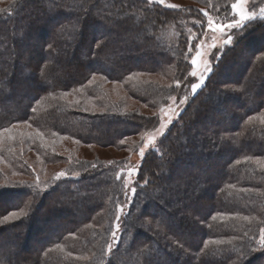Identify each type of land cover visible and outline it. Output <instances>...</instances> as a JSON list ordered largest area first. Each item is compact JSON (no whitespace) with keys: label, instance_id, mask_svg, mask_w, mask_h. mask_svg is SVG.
I'll return each mask as SVG.
<instances>
[{"label":"trees","instance_id":"trees-1","mask_svg":"<svg viewBox=\"0 0 264 264\" xmlns=\"http://www.w3.org/2000/svg\"><path fill=\"white\" fill-rule=\"evenodd\" d=\"M188 1L206 11L147 0H13L0 17V132L31 131L1 150L0 184L48 165L80 175L45 192L0 191V219L24 208L20 221L0 228V243L21 232L12 236L21 247L0 264H264V247L252 251L264 229V48L242 62V51L264 41V19L239 29L143 156L132 197L117 189L111 167L77 157L81 147L126 149L157 127L163 95L190 80L205 20L225 17L230 3ZM93 77L104 80L88 84ZM104 83H120L123 94ZM116 199L128 210L115 247ZM34 238L39 245L23 252Z\"/></svg>","mask_w":264,"mask_h":264},{"label":"rangeland","instance_id":"rangeland-1","mask_svg":"<svg viewBox=\"0 0 264 264\" xmlns=\"http://www.w3.org/2000/svg\"><path fill=\"white\" fill-rule=\"evenodd\" d=\"M13 0H0V17H2L3 14H10V7ZM149 3H157L161 6L172 8V9H184V8H194L202 13L206 11V7H203V3L198 4L197 1H188V0H165V3L161 4L158 2V0H147ZM237 3V0H230V3L228 5V11L226 13V16H220L218 18L215 17H209L205 20L204 26H205V34L202 37L200 42H197L195 44V48L193 49L192 58L196 56L197 48L203 53L201 57L198 58L197 65H195L197 69V77H192L190 75L189 82L184 86L177 85L179 88L178 94L174 95H166L164 94L167 99H169V103L165 106L160 107L157 110V127L152 132L139 135L137 137L130 138L125 143L126 149L123 150H114L111 148H97V147H81L79 148V152H77V157L82 158L86 161H92L94 163V167L99 165L105 166V167H111L113 170V175L115 176L118 184L122 189V192H125V196L128 198L132 197L135 194V191L133 192V189H135V183H136V177L137 172L141 166V162L143 157L141 156L140 152L141 149L144 150V155L149 151L158 148L157 144L160 142V140L167 134L169 128L178 120L180 114L184 111V109L187 107L189 102L192 100L193 96L203 88V86L206 84L207 78L209 77L211 72H205V62L213 68V65L216 63V60L220 53L225 50L226 48L230 47L235 38H237L239 34V29L242 28L245 23H247L249 20L252 19H264V12H262V9H264V0H244V3L241 5V8L243 12L252 17L251 19L244 20L239 26L235 28L227 27V25L232 24L234 21L240 19V14L238 10H234L232 8V5ZM167 5H177L178 7H168ZM211 20L212 26L209 25V21ZM191 23H197L196 21H190ZM182 23L180 27H183L185 30V33L188 34L191 38L196 37V33L189 27V23ZM180 25V24H179ZM214 26H221L223 27V31H213ZM172 28L166 29L165 34L171 36V32L173 30ZM237 30V31H236ZM236 31V32H235ZM232 37V43L225 44L224 42L228 39V37ZM43 38L41 36L38 39ZM260 44H258V48L256 46H253L251 49L248 47V51H242V62L245 64L248 62V58L250 53H254L253 51L255 48L256 50L259 48H264V41L261 39L262 37L258 36ZM191 40V39H190ZM255 47V48H254ZM192 60V59H191ZM191 62V61H190ZM192 70L193 65L191 63ZM191 70V72H192ZM201 73H204V83L201 85L200 88H198L195 93L192 91L191 85L193 83H198V77ZM191 74V73H190ZM229 78V77H228ZM103 81L104 79L95 77V80L93 78L90 80L88 84H91L92 82L99 80ZM106 82V81H105ZM101 88L103 90H109L111 92H117L121 95L123 94V91L121 89L120 83H104L101 84ZM112 94V93H111ZM169 97V98H168ZM174 98V99H173ZM147 112V110H145ZM161 123H164L166 127L162 130H160ZM25 128V129H24ZM31 131L29 130L28 126L26 125H13L9 127L8 131H1L0 132V153L3 149L4 145H7L8 147L16 146L19 142H26L28 141L29 133ZM143 155V156H144ZM110 165V166H109ZM262 166H264V163H262ZM41 170H44V172H38L39 170H34L36 175L34 174L33 177L28 176H19V177H11L13 179V184H0V191L2 189H11V188H19V189H28L31 190L30 192L40 193L50 190L52 187H54L60 180H70V179H77L80 177V175L77 173V171L67 172L64 171V169H61V165H48L44 166ZM51 175L55 178V180L44 181L43 179L48 177V175ZM58 173H64L63 176H60L58 179L57 174ZM14 176V175H13ZM119 177V178H118ZM38 178V179H37ZM15 180V181H14ZM15 182V183H14ZM48 182V184H47ZM40 191V192H39ZM115 202L113 205H110L109 211L112 212L115 209L114 214V220L115 225L113 227V234H112V245L116 247L118 244L120 238V224H122V219L127 214L128 205L125 204V201L121 202ZM130 203V201H129ZM128 203V204H129ZM24 209V208H23ZM23 209H21L17 213L16 218H11V213L7 214L5 217H9V219L5 220L3 217L0 219V228L4 224H13L15 222L20 221V217L23 214ZM24 224V223H23ZM119 225V227H117ZM23 228L20 227L19 229ZM21 232L15 231L7 233V237L9 238L7 242L4 240L0 243V256L3 255L5 252H8L12 247L11 251H17L18 248L21 247L20 243H17L13 239V235L20 234ZM23 235H21V238ZM260 234L255 238L254 240V246L252 251L259 252L264 246L260 243ZM23 241V240H22ZM31 242V243H30ZM29 242V249L22 250L23 252L30 253L31 251H34L36 246H38V240L34 238V240H30Z\"/></svg>","mask_w":264,"mask_h":264},{"label":"snow or ice","instance_id":"snow-or-ice-1","mask_svg":"<svg viewBox=\"0 0 264 264\" xmlns=\"http://www.w3.org/2000/svg\"><path fill=\"white\" fill-rule=\"evenodd\" d=\"M158 2L161 3V4H163V3H165V0H158ZM243 3H244V0H237V3H235V4L232 5V8L234 10H238L239 11L240 19L234 21L230 25H227V27L235 28V27L239 26L244 20H247V19H251L252 18V17L246 15L243 12V10L241 8V5ZM167 6L168 7H173V8L178 7L177 5H167ZM262 12H264V9H262ZM209 25L212 26L211 20L209 21ZM212 30L213 31H216V30L223 31V27H221V26H214ZM232 42H233L232 41V37L229 36L228 39L224 43L225 44H229V43H232ZM202 55H203V53L199 50V48H197L196 56L193 57L192 60H191V63L194 66L193 67V70H192V72L190 74L192 77H197V69H196L195 65H197L198 58L201 57ZM211 71H212L211 67L205 62V72H211ZM93 80H95V77H93ZM198 80H199L198 83H193L191 85L192 91L194 93L204 83V73H201L200 74V76L198 77ZM165 127H166V125L164 123H161L160 130L164 129ZM140 154L143 157V155H144V150L143 149H141ZM63 175H64V173H58L56 178L58 179L60 176H63ZM134 191H135V189H133V192ZM16 217H17V213H15V212L11 213V218H16ZM4 219L7 220V219H9V217H5ZM117 227H119V225H117ZM260 243H261L262 246H264V229H261ZM109 250H111V246H109Z\"/></svg>","mask_w":264,"mask_h":264}]
</instances>
